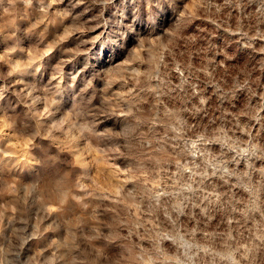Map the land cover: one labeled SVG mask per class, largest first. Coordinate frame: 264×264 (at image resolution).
<instances>
[{
    "label": "clouds",
    "instance_id": "9594fccd",
    "mask_svg": "<svg viewBox=\"0 0 264 264\" xmlns=\"http://www.w3.org/2000/svg\"><path fill=\"white\" fill-rule=\"evenodd\" d=\"M0 264H264V0H0Z\"/></svg>",
    "mask_w": 264,
    "mask_h": 264
},
{
    "label": "rangeland",
    "instance_id": "374dc122",
    "mask_svg": "<svg viewBox=\"0 0 264 264\" xmlns=\"http://www.w3.org/2000/svg\"><path fill=\"white\" fill-rule=\"evenodd\" d=\"M100 63H103V61H100Z\"/></svg>",
    "mask_w": 264,
    "mask_h": 264
}]
</instances>
